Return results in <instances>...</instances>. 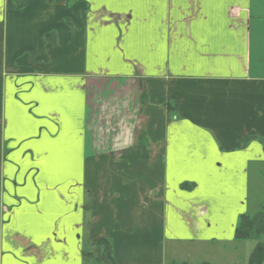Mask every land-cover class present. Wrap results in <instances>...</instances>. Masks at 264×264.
I'll list each match as a JSON object with an SVG mask.
<instances>
[{
	"label": "crops",
	"instance_id": "obj_1",
	"mask_svg": "<svg viewBox=\"0 0 264 264\" xmlns=\"http://www.w3.org/2000/svg\"><path fill=\"white\" fill-rule=\"evenodd\" d=\"M260 163L264 0H0V264L234 242Z\"/></svg>",
	"mask_w": 264,
	"mask_h": 264
},
{
	"label": "rangeland",
	"instance_id": "obj_2",
	"mask_svg": "<svg viewBox=\"0 0 264 264\" xmlns=\"http://www.w3.org/2000/svg\"><path fill=\"white\" fill-rule=\"evenodd\" d=\"M249 184L251 210L254 214H261L264 212V163L253 166ZM254 245V241L241 240L228 243L209 242L203 245L167 243L165 260L166 264H249ZM93 256L95 259L93 264H105L99 249L95 248Z\"/></svg>",
	"mask_w": 264,
	"mask_h": 264
},
{
	"label": "trees",
	"instance_id": "obj_3",
	"mask_svg": "<svg viewBox=\"0 0 264 264\" xmlns=\"http://www.w3.org/2000/svg\"><path fill=\"white\" fill-rule=\"evenodd\" d=\"M26 5V0H11V7L13 8H23ZM177 110V107L172 108L171 104L168 103L169 113ZM249 139H245V143ZM193 184H183V189H190ZM264 212L257 214H246L241 216L238 226L236 228V239L241 241H256L257 244L251 254L249 264H264ZM261 218V219H260ZM102 248V255L104 257L103 263L106 264H116L112 256V244L108 240H100L97 244ZM91 260L94 263V256L91 255ZM106 258V261H105Z\"/></svg>",
	"mask_w": 264,
	"mask_h": 264
}]
</instances>
